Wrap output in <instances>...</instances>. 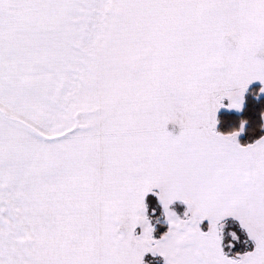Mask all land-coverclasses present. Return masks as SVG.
<instances>
[{
    "label": "snow or ice",
    "instance_id": "snow-or-ice-1",
    "mask_svg": "<svg viewBox=\"0 0 264 264\" xmlns=\"http://www.w3.org/2000/svg\"><path fill=\"white\" fill-rule=\"evenodd\" d=\"M0 264H264V0H0Z\"/></svg>",
    "mask_w": 264,
    "mask_h": 264
}]
</instances>
